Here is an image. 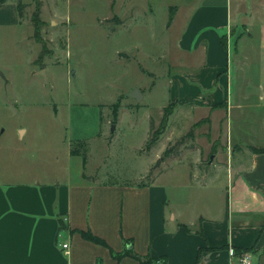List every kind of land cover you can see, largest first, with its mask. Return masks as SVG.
Wrapping results in <instances>:
<instances>
[{
	"label": "crops",
	"instance_id": "0c3cea01",
	"mask_svg": "<svg viewBox=\"0 0 264 264\" xmlns=\"http://www.w3.org/2000/svg\"><path fill=\"white\" fill-rule=\"evenodd\" d=\"M251 3L186 0L176 10L181 15L170 16L167 28H180L165 40L176 106L153 147V162L161 158L163 166L150 182H100L88 176L83 155L77 171L63 177L17 180L15 172L0 171V264H136L130 256L113 257L126 247L144 258L166 257L162 264H196L198 255L199 264H240L244 254L250 264H264V127L252 126V141L234 143L225 141L221 124V111L228 117L250 96V85L264 81V51L252 54L250 44L239 45L244 35H254ZM256 60L253 76L249 67ZM202 110V127L217 134L179 141L198 121L192 114ZM171 144L175 151L162 160ZM78 156L70 148L69 160ZM182 187L184 200L171 207L170 189Z\"/></svg>",
	"mask_w": 264,
	"mask_h": 264
},
{
	"label": "rangeland",
	"instance_id": "374dc122",
	"mask_svg": "<svg viewBox=\"0 0 264 264\" xmlns=\"http://www.w3.org/2000/svg\"><path fill=\"white\" fill-rule=\"evenodd\" d=\"M249 1L254 7H250L254 35H244L239 45L250 44L255 54L264 51V0ZM185 2L0 3V171L15 172L17 180L63 177L77 171L78 159L84 156L88 176L100 182H150L163 166L161 158L155 163L152 155L166 130L164 111L176 106L170 101L165 40L174 38L180 28L168 29L167 24L172 14L181 15L176 10ZM249 68L256 76L257 60ZM250 87L242 107L230 110L228 117L226 109L220 110L226 116L221 123L225 141L250 142L252 126L264 127V81L261 87L255 83ZM135 88L145 94L143 99L129 95ZM200 114L204 110L192 114L198 121L179 141H206L204 134H212L202 127L207 118ZM70 148L84 155L71 162ZM174 151L175 144L167 145L162 160ZM169 192L170 206L180 207L175 202L184 200V188ZM142 263L148 261L136 264Z\"/></svg>",
	"mask_w": 264,
	"mask_h": 264
},
{
	"label": "trees",
	"instance_id": "16d2710c",
	"mask_svg": "<svg viewBox=\"0 0 264 264\" xmlns=\"http://www.w3.org/2000/svg\"><path fill=\"white\" fill-rule=\"evenodd\" d=\"M2 3L5 2V0H0ZM37 3H39V0H36ZM18 11L21 12V3L18 4ZM171 10L173 11L174 10V7H171ZM172 13V12H171ZM173 109H170V110H166L164 111V115H163V118H162V124L163 125H166L167 124V121H168V117H169V114L171 113ZM155 142V140L153 141ZM84 144L83 142L80 143V145ZM79 149L78 148H71V153L72 154H81V155H84L82 153H80V151H78ZM63 227V224L61 223L60 225V228ZM185 227L187 229H190V227L188 225H185ZM81 233V235L84 237V238H87L89 240H92V241H95L97 243H101V244H104V245H107L106 241L104 239H102L101 237L93 234L90 230L88 231H84V230H80L79 231ZM211 249V247H208ZM247 250H250L249 248H237L236 251L237 253H242L244 251H247ZM201 252V249L199 251V254ZM112 255L114 258H116L118 261H120L123 257L125 256H130L132 258H135L136 260H138L139 262H144L145 260L148 261L147 264H162L164 262H166V257H160L158 259L156 258H153V257H143L139 254H137L131 247L130 248H125V250L123 252H115V251H112ZM199 261H200V257L198 255V258H197V261H196V264H199ZM144 264V263H142Z\"/></svg>",
	"mask_w": 264,
	"mask_h": 264
},
{
	"label": "water",
	"instance_id": "95a60500",
	"mask_svg": "<svg viewBox=\"0 0 264 264\" xmlns=\"http://www.w3.org/2000/svg\"><path fill=\"white\" fill-rule=\"evenodd\" d=\"M41 73H43L44 75L45 74V70H42ZM130 96L132 97H135L137 100H141L142 99V96H143V93L140 89L138 88H135L134 90H132L130 93H129ZM113 129H114V125H113Z\"/></svg>",
	"mask_w": 264,
	"mask_h": 264
},
{
	"label": "built area",
	"instance_id": "2783aa9c",
	"mask_svg": "<svg viewBox=\"0 0 264 264\" xmlns=\"http://www.w3.org/2000/svg\"><path fill=\"white\" fill-rule=\"evenodd\" d=\"M68 243L67 242H64V243H62V246L64 247V248H68ZM239 262H240V264H250V260H249V256L248 255H242L240 258H239Z\"/></svg>",
	"mask_w": 264,
	"mask_h": 264
}]
</instances>
